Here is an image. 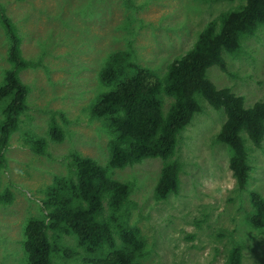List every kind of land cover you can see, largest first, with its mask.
Instances as JSON below:
<instances>
[{
    "label": "rangeland",
    "instance_id": "rangeland-1",
    "mask_svg": "<svg viewBox=\"0 0 264 264\" xmlns=\"http://www.w3.org/2000/svg\"><path fill=\"white\" fill-rule=\"evenodd\" d=\"M239 4V0H0V9L4 7L19 28L24 56L33 62L20 72L30 87L28 108L10 138L0 173L1 192L10 189L14 195L12 203H0V264L28 263L27 222L44 216L45 190L55 176L69 175L72 153L108 164L114 134L91 108L111 88L100 77L109 57L128 52L132 62L162 77L209 21ZM8 48L0 20V84L10 66ZM225 56L228 72L216 65L208 70L215 85L242 95L246 107L264 100V25L245 39L240 54ZM164 97L166 110L172 100ZM199 100L202 110L180 134L178 194L155 198L161 158L111 171L133 184L122 216L146 238L140 264H227L235 244L242 246L241 264H264V231L249 220L254 211L250 191L264 196V141L257 147L247 140L252 169L246 189L239 190L229 167L230 151L216 139L226 114L202 97ZM3 115L0 105V121ZM52 117L64 130L60 142L49 135ZM29 135L48 140L46 155L30 149ZM88 258L73 236L64 235L51 264H90L85 262Z\"/></svg>",
    "mask_w": 264,
    "mask_h": 264
},
{
    "label": "trees",
    "instance_id": "trees-1",
    "mask_svg": "<svg viewBox=\"0 0 264 264\" xmlns=\"http://www.w3.org/2000/svg\"><path fill=\"white\" fill-rule=\"evenodd\" d=\"M239 1L238 7L209 21L194 45L174 58L162 77L151 68L132 62L128 52H115L109 57L100 77L111 88L102 92L91 108L93 115L106 119L114 134L109 162L102 165L79 153L69 156V175L55 176L45 190L41 201L44 216L27 222L24 242L27 264H51L64 235L73 236L89 255L86 263L140 264L146 253V238L139 227L130 225L122 216L133 184L115 178L111 171L147 158H161L163 165L154 189L155 198L160 201L178 194L182 162L176 158V152L180 134L202 110L201 97L226 114L216 139L230 151L229 167L238 189H246L252 169L246 142L249 139L255 146H262L264 100L246 107L242 95L230 87L218 88L208 75L214 65L228 72L225 54H240L245 39L264 25V0ZM0 20L9 39L10 64L0 84L4 114L0 121L1 173L10 138L28 108L30 87L20 72L33 62L24 56L19 28L4 7L0 9ZM164 95L172 100L166 110ZM49 135L57 142L64 138V130L55 117L50 121ZM26 142L36 154L48 153L46 138L29 135ZM13 199L10 189L0 190V203L10 204ZM250 199L254 211L249 220L264 231V196L251 190ZM63 254L68 253L64 250ZM242 256V246L235 244L227 264H241Z\"/></svg>",
    "mask_w": 264,
    "mask_h": 264
}]
</instances>
